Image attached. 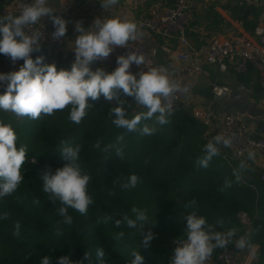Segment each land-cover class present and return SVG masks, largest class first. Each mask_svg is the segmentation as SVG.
<instances>
[{
  "label": "trees",
  "instance_id": "trees-1",
  "mask_svg": "<svg viewBox=\"0 0 264 264\" xmlns=\"http://www.w3.org/2000/svg\"><path fill=\"white\" fill-rule=\"evenodd\" d=\"M55 48L45 56L44 63L55 64L58 71L70 70L74 57L61 55ZM0 58L6 56L0 54ZM18 64L22 67L24 61L18 60ZM98 67L112 72L99 62L92 65L93 71ZM124 99H127L126 118L147 111L130 97ZM88 103L92 107L86 109L80 124L69 120L71 105L51 116L42 113L35 120L27 116L18 118L0 109V123L13 128L17 149L27 148L21 169L24 180L14 193L0 199V215L8 213L7 219H0V264H40L45 256L50 257L51 264H58L63 256L76 262L84 260L86 252L90 255L84 264H101L97 248L105 253L103 264H131L134 251L144 257V264H170L174 248L169 240L184 235L183 217L193 210L209 224L223 220V228L218 227L217 231L239 229L242 223L238 213L246 211L252 217L249 237L258 245L254 264H264V183L258 181L253 188L241 180L237 182L220 148V154L209 161L207 168L198 165L209 141L204 138V125L192 116L188 106L179 105L166 125L158 124L154 116L141 120L137 131L128 132L112 123L115 117L110 109L119 106L115 101L108 102L101 96L97 101L89 98ZM144 125L154 128V133L141 135L139 130ZM119 135L124 139L117 143ZM97 140L99 149L93 147ZM64 141L81 146L79 163L91 176L88 193L94 200L87 215L69 208L68 214L73 217L70 226L61 223L63 218L57 213L60 204L49 201L48 194L43 192V175L36 168L40 165L54 173L63 167L66 161L60 151ZM108 145L115 147L101 151ZM117 147L122 149L120 156L116 154ZM31 158L34 164L28 163ZM131 174L138 175L140 182L135 188H122L121 184ZM226 179L231 181V187L221 191ZM36 200L40 203H35ZM192 200L196 201L195 209L186 208ZM133 207L146 209L150 222L154 223L144 229L145 233L151 230L154 234L147 247L137 229L115 225V219L123 214L134 218ZM107 215L113 216V220L104 223ZM17 222L18 236L13 235ZM58 228L60 236L56 235ZM234 244L235 237L227 248ZM220 250L214 249L213 254Z\"/></svg>",
  "mask_w": 264,
  "mask_h": 264
},
{
  "label": "clouds",
  "instance_id": "clouds-1",
  "mask_svg": "<svg viewBox=\"0 0 264 264\" xmlns=\"http://www.w3.org/2000/svg\"><path fill=\"white\" fill-rule=\"evenodd\" d=\"M119 3V0H100L104 11L111 10ZM22 10L18 15L11 13L0 16V54L8 57L12 64L23 60L24 64L18 71L0 73V83L4 84L5 92L0 94V109L14 113L16 117H29L39 119L41 114L51 116L57 110H63L71 105L69 120L74 124H80L87 114L86 109L92 107L88 99L97 101L101 96L106 101H115L117 107L110 109V114L115 118L112 123L126 129L128 132L137 131L141 120H149L155 116L160 125L169 123V118L174 112V100L178 93L187 96L189 86H181L173 78V73L168 68L152 67L151 62L142 54L127 52L116 59L117 67L111 73L103 68L92 65L105 61L116 48H127L128 43L142 39L144 33L137 23L128 18L113 16L111 18H96L93 23L85 27L80 20L75 21L74 62L70 70H57L55 64H45L43 55L36 56L33 60L32 53L42 52L41 34L33 31L28 34L26 29L36 25L47 18L54 31L51 38L60 41L67 34V24L61 15L55 13L48 0H32L31 3H23ZM145 66L147 70H141L135 74L130 71L131 66ZM132 101L142 108L147 109L134 116L126 118L124 109L125 99ZM141 135H152L155 131L144 125L139 130ZM124 136L117 137V143L123 141ZM233 136L217 134L204 146L205 155L198 159L200 167L207 168L209 161L220 154L219 146L231 147ZM17 136L11 125L0 123V199L11 195L24 180L21 173L22 166L26 161V146L16 147ZM63 147L60 155L66 163L57 168L54 173L45 171L42 176L43 192L48 194L51 203L60 204L57 210L64 225H72L73 217L68 214L69 208L81 215H87L89 206L94 200L88 193V185L91 176L84 172L79 163L80 145L73 146L67 141L62 142ZM99 149L100 141L93 145ZM115 145L105 146L101 151L108 152ZM116 154L122 155V149L116 148ZM256 153L248 150L247 159L255 160ZM249 170L246 163L241 161L234 170L236 181L241 179V173ZM140 182L136 174L128 176L127 181L121 184L124 189L135 188ZM116 183V182H114ZM231 187V181L225 180L221 191ZM114 194V193H112ZM40 203L39 200L34 201ZM185 207L195 209L196 201L192 200ZM134 218L123 214L120 219H115V225L122 224L129 229H137L142 237L145 247L149 246L154 234L151 230L144 232L145 226L153 225L150 222L146 209L133 207L131 209ZM8 213L0 215V219H7ZM113 220V216L107 215L103 222ZM186 221L184 229L185 239L177 246L172 254L170 264H206L212 256L214 249H226L238 229L231 228L227 231H217L223 228L224 221L216 220L209 224L204 216L198 215L196 210L183 217ZM13 235L18 236L20 224H15ZM56 235H62L61 230H56ZM122 237L123 232L119 233ZM235 247L240 250H248L252 257L256 256V246L249 236H240L235 240ZM90 253H85L84 260L89 258ZM97 259L103 264L105 253L97 248ZM134 259L131 264H144V257L139 252L132 253ZM84 260L73 262L68 256L60 257L58 264H84ZM40 264H51V259L45 256Z\"/></svg>",
  "mask_w": 264,
  "mask_h": 264
},
{
  "label": "crops",
  "instance_id": "crops-1",
  "mask_svg": "<svg viewBox=\"0 0 264 264\" xmlns=\"http://www.w3.org/2000/svg\"><path fill=\"white\" fill-rule=\"evenodd\" d=\"M196 4V10L192 16L187 31L188 39L193 49H199L205 45L211 36L234 38L237 35L253 37L254 24L264 18V7L256 0H190ZM31 3L32 0H25ZM173 4L175 0H119V3L111 10L104 11L100 0H48L55 13L63 11L65 16L74 25L80 20L85 27L100 17L111 18L113 16L136 20L153 3ZM5 0H0V13ZM50 22L47 18H45ZM140 29V28H139ZM143 40L158 49L155 63L159 66H170L179 69L184 62L175 52L179 48L176 37H156L144 29ZM75 28L70 31L65 41L56 46L55 51L61 55L71 54L74 57ZM52 49L50 48L49 53ZM48 53V54H49ZM198 61L203 70L197 78L192 93L182 101V105L189 107L192 116L201 122L199 112L210 111L215 115V120L204 125V138L213 139V130L221 117L232 111L244 113L243 122L253 135H264V88L259 85L257 74L252 67L246 72L237 73L232 65L227 70H220L217 64L207 63L201 56ZM226 86V91L216 92V87ZM223 152V151H221ZM229 155V151L225 150ZM255 160L247 159V156L239 159H230L228 163L233 170L237 169L240 162L244 161L249 170L241 173V181L254 188V183L259 180V172L263 161V155L255 151ZM256 215V213H254ZM249 236V234L245 233ZM239 237H235L237 240ZM256 246V253L258 245ZM235 246V244H234ZM237 249V248H236ZM250 253L248 250L237 249L236 264H242ZM254 257V262H255ZM254 264V263H253Z\"/></svg>",
  "mask_w": 264,
  "mask_h": 264
},
{
  "label": "built area",
  "instance_id": "built-area-1",
  "mask_svg": "<svg viewBox=\"0 0 264 264\" xmlns=\"http://www.w3.org/2000/svg\"><path fill=\"white\" fill-rule=\"evenodd\" d=\"M25 0H5L1 9V14L9 13L18 15L22 10V4ZM196 10V4L190 0H175L173 4H164L155 2L151 4L145 12L136 20L140 29H144L156 37H176L179 48L175 55L181 59L184 64L181 68L175 69L170 66H163L173 73V78L183 87L189 86L187 96L178 93L174 100V110L181 105L193 91L197 78L203 70L202 64L198 61L201 56L207 63L217 64L220 70H227L232 65L237 73H243L252 67L258 78L259 85L264 88V18L256 22L253 28V37L237 35L234 38L211 36L205 45L199 49H193L187 36L189 24ZM67 24V34L60 41H54L51 34L54 28L51 22L46 19L36 25L30 26L26 31L31 34L38 31L41 34V45L46 46L49 50L54 46L61 45L69 32L74 30V23L68 19L63 11L59 12ZM127 52H136L145 56L146 60L151 62L152 67H160L155 63V57L158 49L155 46L148 45L143 39L135 42H129L127 48H116L105 61L101 63L105 68L114 71L117 67L116 59ZM141 70H147L143 65L137 67L133 64L130 71L135 74ZM226 86L216 87V92L226 91ZM201 122L204 125L214 122L215 115L210 112H199ZM244 113L241 111H232L224 114L216 123L213 130V137L217 134L233 136L234 139L231 147L219 146L222 157L227 163L230 159H239L248 155V150L258 151L263 155V161L259 172V180L264 183V135H253L250 129L243 122ZM229 151V155H226ZM238 217L242 223L241 229L249 234L252 230V217L246 211H240ZM185 236L171 237V245H180ZM237 249L236 247L226 248L218 251L207 260L206 264H236ZM254 257L250 254L242 264H253Z\"/></svg>",
  "mask_w": 264,
  "mask_h": 264
},
{
  "label": "rangeland",
  "instance_id": "rangeland-1",
  "mask_svg": "<svg viewBox=\"0 0 264 264\" xmlns=\"http://www.w3.org/2000/svg\"><path fill=\"white\" fill-rule=\"evenodd\" d=\"M19 69H20V67H19L18 61L15 64H12L11 60L8 57L0 58V73H8L11 71H18ZM5 87L6 86L4 84L0 83V94H4ZM125 101H127V99H125ZM28 163L34 164V160L31 158L28 160ZM36 168H37V171L40 173V175H43L45 173V171H47V170H45V169H47L46 167L43 168L40 165H37ZM160 235L163 236V234H160ZM244 235H245L244 230L239 228L236 236L240 237V236H244ZM183 236H185V235H183Z\"/></svg>",
  "mask_w": 264,
  "mask_h": 264
},
{
  "label": "water",
  "instance_id": "water-1",
  "mask_svg": "<svg viewBox=\"0 0 264 264\" xmlns=\"http://www.w3.org/2000/svg\"><path fill=\"white\" fill-rule=\"evenodd\" d=\"M256 1L260 2V4L264 7V0H256ZM41 47H42V52L32 53V58H36V56L38 55H43L45 57L49 53V49L46 46L41 45ZM172 246L175 249L179 245H172Z\"/></svg>",
  "mask_w": 264,
  "mask_h": 264
}]
</instances>
